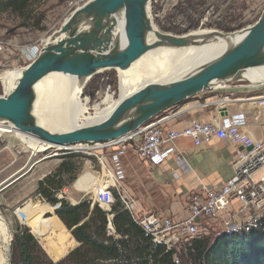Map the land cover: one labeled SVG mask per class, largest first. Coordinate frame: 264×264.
Wrapping results in <instances>:
<instances>
[{
  "label": "water",
  "instance_id": "1",
  "mask_svg": "<svg viewBox=\"0 0 264 264\" xmlns=\"http://www.w3.org/2000/svg\"><path fill=\"white\" fill-rule=\"evenodd\" d=\"M150 3L151 0H90L71 11L47 37L38 55L22 68L14 87L0 96V122H7L18 132L30 134L50 147L109 141L136 131L152 117L198 93L223 83L244 81L241 76L246 69L264 65L263 8L252 25L236 30L243 31V36L217 56L200 62L170 83L155 81L123 97L102 120L65 132H52L37 123L32 111L34 85L50 72L90 78L108 69L124 70L158 47L199 45L228 33L211 28L179 34L154 31L155 40L149 42L147 34L154 25L148 15ZM119 15L123 19V43L113 35Z\"/></svg>",
  "mask_w": 264,
  "mask_h": 264
},
{
  "label": "rangeland",
  "instance_id": "2",
  "mask_svg": "<svg viewBox=\"0 0 264 264\" xmlns=\"http://www.w3.org/2000/svg\"><path fill=\"white\" fill-rule=\"evenodd\" d=\"M263 8L264 0H151L150 16L155 28L157 27L159 31L179 34L190 32L198 28H211L221 31L220 33H225L240 30L252 25L261 15ZM69 13H71V11L68 9L66 0H30L27 7L21 12L0 8V59L2 63V72L25 66L29 61L25 59L21 50L39 45L41 41L45 42V39L65 21ZM140 60L131 65V68L135 67ZM164 78L166 77L155 79L153 82L165 81L166 79ZM48 82L51 84L53 82V77H51ZM240 83L249 84L246 80ZM152 84L154 83H150V85ZM2 90L6 93L9 92L3 86V80L1 78L0 96L3 95ZM213 90L214 89L198 93L193 97L200 96L201 98H199V101L204 97L209 101L227 97V95H222L220 93L216 94L212 92ZM105 93L111 95L114 101H117L120 96L119 76L118 71L115 69L100 71L83 81L81 97H86L91 102V105L88 106V111L90 113H92L93 104L102 100ZM193 97H190V99ZM51 108L57 109L55 106ZM165 111L161 112V114H164ZM154 118L155 117L152 119ZM72 124L74 126L87 124L86 116H79ZM15 133L19 134V132ZM105 150L106 148H100L99 146L91 144L89 148H82L81 150L59 149L48 146L45 150L30 157V148L24 145L19 136L13 133H2L0 135V215L4 218L8 227L5 242L8 250L9 264H11V243L13 234L19 226L22 227V231L23 229L26 230L23 226L28 223L29 216L33 214V211L30 210L27 212L25 210L27 206L38 207L39 205H43L44 207H51V209H47V211L41 215H37V217L41 218L38 231H34L33 228L29 226L32 233L29 231V228L25 227L28 229V232L31 233L32 237H35L38 245L43 250L42 252H44L51 261L56 262L67 256L69 247H72L73 240L61 221L52 214L53 208L49 202L46 200L43 202L40 200V197H38V194H36L37 181L57 167L61 161L58 155L66 151L78 153V169L74 173V180L64 187L62 193L61 191L56 192L55 196L58 197V199L70 203L72 200L76 199L74 197L76 194H84L85 196L83 199L90 198L91 202H95L93 201L92 194L99 183L102 170L93 153L103 152ZM126 164L128 166H126L125 171H123L124 182L128 191L137 198V204L139 203L140 209L143 212L153 211L162 215H168L167 213H162L160 210H157L156 204L147 203L148 196L156 202V193L159 192V190H153L150 187V181L146 178L148 175L144 166L137 161L135 157H131ZM23 165L24 169L19 171ZM141 180L146 181L144 183L145 188L140 184ZM141 189L145 190V199H143L140 193ZM176 200L178 202L175 206H177L178 213H181V200L178 196ZM95 203L97 204V202ZM160 206L165 207L166 205L162 204ZM17 209L26 213L27 220L15 214L14 211ZM263 212L264 210L257 213L256 217L251 221L245 219L243 224L253 223ZM188 215L183 219L177 220H174L170 215L168 216L174 221H182L186 219ZM218 219L202 222V225L199 226L197 235H205L213 239L222 231H225L220 222L221 218ZM109 231V233L107 232L108 234H115L113 227ZM146 235L149 236L148 234ZM184 241L187 240H182L174 244H180L176 249L177 260L181 257L185 259L188 256L186 249H184L186 246L183 244ZM63 264L72 263L70 261H65Z\"/></svg>",
  "mask_w": 264,
  "mask_h": 264
},
{
  "label": "built area",
  "instance_id": "3",
  "mask_svg": "<svg viewBox=\"0 0 264 264\" xmlns=\"http://www.w3.org/2000/svg\"><path fill=\"white\" fill-rule=\"evenodd\" d=\"M88 1L90 0H66V4L68 9L73 11ZM42 45L43 43L23 49L21 53L25 59L31 61ZM1 72L0 59V74ZM225 85L223 83L215 89H222V86ZM2 91L4 95L6 92ZM255 97L249 96L246 99L252 103L256 101ZM223 98L206 103V105L216 106L219 113L217 117H212L210 120L191 119L181 129L172 130L164 128L166 117H160L140 126L128 135L100 145L101 148H106L108 151L93 153L102 170L99 183L92 194L93 201L109 213L117 200L132 220L151 237L152 242L164 244L167 248L182 240L198 236L199 226L202 225V222L218 219L223 213L225 216L220 219V222L225 231H232L243 225L237 219L241 213H246L244 217L247 221L254 219L257 213L264 210V137L256 140L244 130L246 117L242 112L220 115L226 100H228V97ZM258 102L264 104V100ZM179 138H190L196 146L208 143L212 138L226 139L232 144L240 146L241 149L236 151L235 158L231 161V175L227 179L226 185L223 188H206L202 194L196 191L192 192L188 199V217L182 221H174L168 215L153 211L143 212L140 209L137 198L128 191L124 182L121 158L130 150L150 166H161L168 158L175 155L174 143ZM70 147L81 150L79 149L80 145ZM175 161L176 164L182 162L180 155L176 156ZM40 200L44 202L41 197ZM233 200L238 203L235 212L227 210ZM14 212L20 218L27 220L25 212L19 209ZM107 218L109 233V230L112 229L111 215L108 214ZM27 228L31 231L28 225ZM70 237L73 243L72 247H69L68 253L79 245V242L71 234Z\"/></svg>",
  "mask_w": 264,
  "mask_h": 264
},
{
  "label": "trees",
  "instance_id": "4",
  "mask_svg": "<svg viewBox=\"0 0 264 264\" xmlns=\"http://www.w3.org/2000/svg\"><path fill=\"white\" fill-rule=\"evenodd\" d=\"M29 1L0 0V8L21 12ZM58 156L61 161L57 167L37 181L36 194L49 202L52 214L79 245L62 260L51 261L26 228L28 225L38 231L41 218L37 215L51 207L27 206L25 210L33 214L26 227L23 226L27 231L19 226L13 234L11 264H63L65 261L72 264H264V212L253 223L222 231L213 239L198 235L184 241L188 256L177 260L176 249L180 244L167 249L163 244L152 242L117 200L107 213L90 198L74 205L58 199L55 193L75 178L79 154L66 151ZM108 214L115 234L107 233Z\"/></svg>",
  "mask_w": 264,
  "mask_h": 264
},
{
  "label": "bare ground",
  "instance_id": "5",
  "mask_svg": "<svg viewBox=\"0 0 264 264\" xmlns=\"http://www.w3.org/2000/svg\"><path fill=\"white\" fill-rule=\"evenodd\" d=\"M148 15L151 18L149 9H148ZM122 25H123V19L122 16L119 15L117 18V26L113 34L119 43L124 42ZM156 28L153 25L152 28L153 30L147 34V41L152 42L155 40V36L153 32L159 31L158 28L157 30ZM226 34L227 35L224 37L214 38L211 41L200 43L199 45L191 44L188 46L177 47V48L158 47L151 51H148L138 59L141 60L135 67L131 68V65L135 64L138 60L132 62L129 65L130 67L124 70H117L119 76V92H120V96L117 99V101L116 100L114 101L111 95L105 93L104 97H102L103 98L102 100H100L98 103L93 104L92 113L88 111L89 110L88 106L91 105V102L88 100V98L81 97L83 81L89 79L88 77L83 79H78L75 76H71L62 72H50L45 76H43L40 80H38V82H36L34 85V90L36 92V99L33 104V110H32L33 115L37 119V123H39L41 126L52 132H65L71 130L74 127L94 124L102 120L103 118L107 117L123 97L131 94L132 92L138 89H141L142 87L148 85L150 86V83H155L153 82L155 79L166 77L164 78L166 80L163 82L165 84L170 83L171 81L179 78V76L182 75V73L184 72L186 73L187 71L191 70L194 66H196L200 62L206 61L208 59L217 56L228 45H230V43H234L238 39H240L243 36V31H233V32H228ZM46 41L47 38L45 39V42ZM42 42L44 43V41H41V43ZM38 53L36 54V56L38 55ZM25 66H20V68L18 69L7 70L8 72L5 71L2 72V74H0V82L2 78L3 86L8 91H10L14 87L18 78L21 75L22 68ZM51 77H53V82L50 84V82L48 81H50ZM241 77L244 80L250 82L251 84H259L261 82H264V65L246 69ZM262 96L263 98L261 99L255 97L256 101H253L252 103L256 104L259 103L258 102L259 100H264V95ZM52 106L57 107V109H52L51 108ZM206 106H210L212 107V109H214V112L209 116V120L212 117H217L219 115L216 106L214 107L212 104H207ZM225 110L226 107H224L223 111ZM160 114H158L159 116L157 115V117L154 116L155 117L154 119H152L153 118L152 117L151 118L152 120L150 121H153L160 117H166L164 121L165 123L167 121L168 116L164 114L161 115ZM220 115H223L222 111L220 112ZM243 115L246 117L244 113ZM79 116H86L87 124L74 126L72 123ZM150 121H147L146 123ZM2 124L3 122L2 123L0 122V135L2 133H13L14 135L19 136L20 139L23 141L24 145L27 148H30L31 155L32 153L36 155L38 152L43 151L48 147V145L40 142L37 138H35L30 134H23L21 132H19V134L15 133L18 131L14 129V127L8 124L7 122H5V124L3 125ZM246 126H247V117H246L245 127ZM245 127L244 130L246 131ZM106 142L108 141L78 142L68 146H73V145L76 146L77 144H81L80 146L82 147L79 148L82 149V148H89L90 144L100 147V145ZM68 146L51 147V148L73 149ZM176 152L177 151L175 150V153ZM23 169H24V165L19 171ZM227 181L228 180L225 181L224 185L221 186V188H223L226 185ZM7 231H8L7 223L5 222L4 218L0 215V264H9L8 250L5 242Z\"/></svg>",
  "mask_w": 264,
  "mask_h": 264
},
{
  "label": "crops",
  "instance_id": "6",
  "mask_svg": "<svg viewBox=\"0 0 264 264\" xmlns=\"http://www.w3.org/2000/svg\"><path fill=\"white\" fill-rule=\"evenodd\" d=\"M240 82L242 81L225 83L226 85L222 86V89H214L212 92L227 95L226 110L223 113L231 115L243 112L247 117L246 132L254 139H262L264 137V104H252L246 98L249 96H256L258 99L263 98L264 84L252 86L251 84ZM199 98L201 97L188 98L165 111L164 114L168 117L164 123V128L181 129L194 118L207 121L214 109L206 106L208 99L204 97L199 101ZM174 146L177 152L161 166H150L130 150L121 158V166L123 171H125V167L128 166L126 164L128 160L131 157H135L146 169L148 175L146 178L150 181V187L153 190H159L156 193L157 203L150 196H148L147 203L156 204L157 210L167 213L174 220H177L183 219L188 215V199L192 192L196 191L202 194L206 188H219L224 185L231 175V161L235 158L236 151L240 150L241 147L232 144L226 139L217 138H212L208 143L199 146L194 145L190 138H179L175 141ZM107 151L105 150V153ZM177 155H180L182 159L180 164H176ZM145 182L143 180L140 181L143 188H145ZM62 190L64 191V188ZM62 190H60L61 193ZM144 192L145 190L141 189L140 193L143 199H145ZM84 196V194H76L74 196L76 199L72 200L70 204L78 203ZM177 196L181 200V213H178L177 206H175L178 202L176 200ZM162 204L166 206H160ZM237 208L238 203L233 200L227 210L235 212ZM245 214L241 213L238 215L237 219L239 222L243 223ZM224 216L225 214L223 213L220 218L222 219Z\"/></svg>",
  "mask_w": 264,
  "mask_h": 264
}]
</instances>
